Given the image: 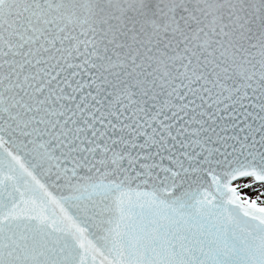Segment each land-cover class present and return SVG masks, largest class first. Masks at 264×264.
<instances>
[{"label":"snow or ice","instance_id":"6c2138e0","mask_svg":"<svg viewBox=\"0 0 264 264\" xmlns=\"http://www.w3.org/2000/svg\"><path fill=\"white\" fill-rule=\"evenodd\" d=\"M0 264H264V0H0Z\"/></svg>","mask_w":264,"mask_h":264}]
</instances>
